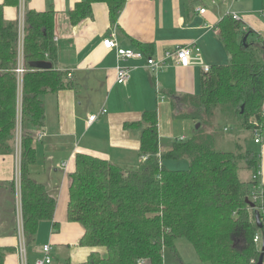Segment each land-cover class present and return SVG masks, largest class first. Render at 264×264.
I'll list each match as a JSON object with an SVG mask.
<instances>
[{"label":"trees","instance_id":"trees-1","mask_svg":"<svg viewBox=\"0 0 264 264\" xmlns=\"http://www.w3.org/2000/svg\"><path fill=\"white\" fill-rule=\"evenodd\" d=\"M96 2L107 5L109 23L114 25L125 0L77 1L67 11L71 24L91 17ZM17 4L18 0L0 3V154L15 151L18 24L4 20L3 8ZM262 4L264 9V0ZM54 26V10L25 12L23 127L25 123L42 124V94L73 87L68 73L53 66L57 56ZM216 28L229 62L210 65L201 77L199 93L183 98L210 117L235 122L237 132L249 130L254 143H259L255 138L261 140L264 134V37L242 28L231 13ZM250 36L254 40L249 42ZM137 46L144 56H151L149 46ZM33 61H48L52 67L33 68L29 65ZM199 113L196 110L191 115L198 118ZM133 124L142 127L139 149L146 156L138 168L122 169L88 153L76 154L74 170L69 173L66 219L82 225L80 245L89 249L86 259L76 264H164V248L176 256L175 241L180 237L191 243L203 262L255 264L264 241L259 152L238 145L236 150H218L199 133L200 128L192 138L176 140L161 152L156 110L143 112L139 122L127 125ZM164 158H188L189 167L167 168ZM35 160L32 135L26 130L20 142V196L27 244L34 241L39 222L51 219L56 207V199L30 176ZM241 168L254 176L247 182L241 180ZM256 193L259 198L253 201ZM246 198L259 213L260 228ZM255 235L259 236L257 243ZM0 264H4L2 251Z\"/></svg>","mask_w":264,"mask_h":264},{"label":"crops","instance_id":"crops-1","mask_svg":"<svg viewBox=\"0 0 264 264\" xmlns=\"http://www.w3.org/2000/svg\"><path fill=\"white\" fill-rule=\"evenodd\" d=\"M77 1L81 0H18L16 6L3 8L4 20L17 24L22 10L24 15L27 10H54L57 56L53 66L67 72L73 84L72 88L42 94V124L25 123L23 127L21 117L15 128V151L0 154V251L4 253V264H20L15 204L16 199L21 200L22 132H31L36 152L29 170L31 178L56 199L53 217L38 224L33 241L36 254L28 257V263L34 264L44 256L45 244L50 245L49 264L82 262L89 253L80 245L83 227L66 219L69 173L74 170L76 154L88 153L122 169L138 168L146 159L139 149L142 127L127 124L139 122L145 111L156 110L160 149L163 136L172 137L179 96L197 95L200 90L202 67L181 66L167 53L195 43L204 64L223 63L228 55L216 24L228 13L238 14L242 28L264 31L259 16L262 0L251 5L244 0H125L114 25L109 23L107 5L96 2L92 16L73 25L67 11ZM109 36L115 37L122 48L149 46L150 55L161 59L164 66L152 74L144 67V58L121 60V65L130 69V77L126 84H118L116 52L102 43ZM91 114L98 116L89 123ZM38 132L43 133L42 137L37 136Z\"/></svg>","mask_w":264,"mask_h":264},{"label":"rangeland","instance_id":"rangeland-1","mask_svg":"<svg viewBox=\"0 0 264 264\" xmlns=\"http://www.w3.org/2000/svg\"><path fill=\"white\" fill-rule=\"evenodd\" d=\"M244 2L248 5H251L255 2V0H244ZM259 16L262 18V15H260V13ZM262 21L264 22L263 18ZM257 34H262L264 37V31ZM253 40L254 37L252 36H250L248 39L249 42ZM228 62L229 58L227 56L225 61L220 64H226ZM183 96H179L178 102L174 107L177 114L172 119V137L167 138L163 136V138L160 140V149H162V152H166L167 150H169L173 142L179 140L182 136L185 138V140L192 138L195 135L197 129L200 128L199 133L204 135L205 139L212 140L214 148L218 150H236L238 148L237 145L242 149L252 148L257 150L260 154L258 168L259 171L257 173V177L258 181L264 184V134L262 135L259 143H254L249 130L237 132L235 122L228 121L226 119L223 120L222 118L218 119L216 118V116L210 117L202 113L200 107L197 108L193 103L189 104L187 100H184ZM196 110L200 112V118H196L191 115V113L196 112ZM197 124H199V127H196ZM224 126H227L228 130H223ZM162 163L165 167L170 169L184 170L189 167L188 158H164ZM253 176L254 175L251 170L241 168L239 171V177L243 181L247 182ZM33 245L34 242L27 244V254L29 259L31 255L36 254V250H34ZM175 247L177 252L176 256H174L169 249L164 248V264H209L208 262H203L199 259L193 246L187 239L183 237L178 238L175 241Z\"/></svg>","mask_w":264,"mask_h":264},{"label":"built area","instance_id":"built-area-1","mask_svg":"<svg viewBox=\"0 0 264 264\" xmlns=\"http://www.w3.org/2000/svg\"><path fill=\"white\" fill-rule=\"evenodd\" d=\"M204 8L200 9V12H204ZM232 17L235 20H239V16L236 13H231ZM262 18H264V9L261 10ZM23 38H24V11H21L19 21H18V61L17 66L14 69L17 77V109H16V126L21 122V103H22V77L25 72V66L23 61ZM55 37L53 38V40ZM103 46L106 49H114L116 52V82L118 84H126L130 77V69L126 66L121 65V60L124 59H143L144 67L147 68L150 73L157 74L163 65V61L161 59H156L153 56H144L142 52L135 50L133 48H122L119 46V43L113 36L105 37L102 40ZM168 57H174L178 64L181 66H189V65H200L204 73H208L210 70V66L204 64L203 58L200 53V48L195 43H189L185 45H180L176 47L170 53H167ZM103 112L105 109L102 110ZM98 114H91L88 116V122H92L97 119ZM224 130H227L226 128ZM43 133L38 132L37 136L42 137ZM183 139V137H180ZM255 142H260L259 137L255 138ZM146 157H143L145 159ZM259 198L258 193L252 196L253 201ZM15 209L17 212V228H18V245H17V254L19 257L20 264H29L28 263V254H27V243L23 230V216H22V204L20 199H16ZM254 241L257 243L259 241V236H254ZM50 249L49 244H45L42 247L44 257L42 259H38L34 264H49L51 262L50 256L48 255ZM264 264V258H263Z\"/></svg>","mask_w":264,"mask_h":264},{"label":"water","instance_id":"water-1","mask_svg":"<svg viewBox=\"0 0 264 264\" xmlns=\"http://www.w3.org/2000/svg\"><path fill=\"white\" fill-rule=\"evenodd\" d=\"M247 35H245L243 37V40L244 41L246 40ZM29 65L31 67L37 68V69H49V68L52 67V64L50 62H48V61H33ZM196 127H199V124H197ZM245 201L247 202V204L250 207L254 208L255 220L257 222L258 227L260 228L261 227V224H260L259 213H258L257 209H255L254 203L252 201H250L249 199H247V198L245 199ZM263 258H264V241H262V246H261L260 254H259L258 260H257V262L255 264H263Z\"/></svg>","mask_w":264,"mask_h":264}]
</instances>
